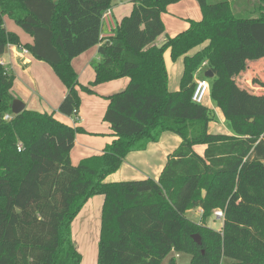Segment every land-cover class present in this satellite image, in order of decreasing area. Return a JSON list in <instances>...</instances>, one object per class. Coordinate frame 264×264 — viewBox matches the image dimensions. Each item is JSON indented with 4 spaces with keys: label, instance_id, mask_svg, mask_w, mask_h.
Returning a JSON list of instances; mask_svg holds the SVG:
<instances>
[{
    "label": "trees",
    "instance_id": "trees-1",
    "mask_svg": "<svg viewBox=\"0 0 264 264\" xmlns=\"http://www.w3.org/2000/svg\"><path fill=\"white\" fill-rule=\"evenodd\" d=\"M115 1L124 0H0V57L13 45L51 66L68 90L61 115L79 122L80 91L94 94L93 87L129 80L107 99L104 120L115 139L102 155L75 166L71 151L85 130L59 121L57 112L13 115L15 75L0 61V264H81L72 225L96 196L105 198L98 264H163L174 252L190 255V264H264V108L238 111L237 81L227 66V56L244 43L241 25L264 50V16L249 20L226 0H196L203 20L158 47L162 15L183 0H132L131 14L103 40V16ZM5 16L34 44L8 32ZM98 45L95 79L81 86L72 62ZM168 50L174 62L185 57L178 92L169 89ZM204 63L214 73L211 99L234 135L211 134L214 112L193 102ZM166 132L182 144L158 180L107 182L130 153ZM196 146L206 147L202 155ZM195 210L203 212L199 223L189 218ZM217 210L225 213L220 232L207 225Z\"/></svg>",
    "mask_w": 264,
    "mask_h": 264
},
{
    "label": "crops",
    "instance_id": "crops-1",
    "mask_svg": "<svg viewBox=\"0 0 264 264\" xmlns=\"http://www.w3.org/2000/svg\"><path fill=\"white\" fill-rule=\"evenodd\" d=\"M218 2L222 0H210ZM233 11L249 20H257L264 16V0H226ZM122 1H117L112 9V24L120 23L129 16L133 10L131 6H125ZM165 25V33L156 41L155 45L162 47L170 38L178 36L186 31L191 21L203 20V12L196 0H183L170 5L167 13L162 15ZM5 28L8 32L16 34L23 45H33L34 39L25 33L14 21L4 17ZM110 25V26H109ZM104 24L101 38L107 40L114 37L115 31L111 30V24ZM241 36L244 39L241 49L227 56V66L231 76L237 81V89L234 91L233 103L240 112H263L264 108V50L251 41L248 25H241ZM100 45L90 49L73 60L72 66L79 76L81 86H88L95 79L92 62L99 58ZM206 46L197 47L187 57L193 58ZM169 89L178 92L185 71V57L176 62L171 59V51L165 53ZM7 70L15 75L12 94L15 99L25 103L27 110L40 113L57 112L61 103L68 94V90L55 71L48 64L38 61L30 53L21 50L17 46H8L5 54L0 57ZM207 63H204L206 65ZM209 70L208 66L203 67ZM202 68V69H203ZM202 70L196 74V80ZM129 84L128 79H120L93 87L94 94L80 91L83 101L79 118L66 117L57 112L56 119L73 128L81 127L85 134L76 137L75 147L71 151V161L77 166L84 159L100 156L107 145L115 139L109 123L104 117L109 105L110 96L124 91ZM209 102L212 103L211 96ZM239 103V106L237 105ZM203 104L215 116L224 118L223 113L214 104ZM215 122L209 124L211 134L232 135L223 124L217 127ZM217 128L220 131H215ZM182 144V139L176 134L166 132L157 143H151L146 150L130 153L119 171L107 178V182H127L144 179L158 180L167 164L170 155L174 154ZM205 146H196L195 151L203 154ZM104 197L96 196L88 201L72 225L73 240L77 250L82 254V264L91 261L97 263L98 245L101 235V218L104 205ZM193 212V211H191ZM189 212V214H191ZM201 210H195V213ZM223 228V227H222ZM222 231V229H221ZM86 257H89L86 261Z\"/></svg>",
    "mask_w": 264,
    "mask_h": 264
},
{
    "label": "rangeland",
    "instance_id": "rangeland-1",
    "mask_svg": "<svg viewBox=\"0 0 264 264\" xmlns=\"http://www.w3.org/2000/svg\"><path fill=\"white\" fill-rule=\"evenodd\" d=\"M122 2L126 4L125 6H131V5H132V0H124V1H122ZM115 3H116V1L114 2V4H115ZM201 10H202V9H201ZM166 13H167V11H166ZM192 63H194V61H193ZM203 67H206V65H203ZM201 70H202V74H201L199 77H202V78H204V79L209 80L210 83L212 84L214 79H209V78H206V77H205V74H206V72H207L208 70H206V69H204V68L201 69ZM201 70H200V71H201ZM209 96H211V94H210ZM209 96H208V98L205 100L204 104H209V103H210V102H209V99H210ZM212 103H213V102H212ZM212 103H210V104H212ZM82 104H83V101H82ZM237 105L239 106V103H238V102H237ZM81 107H82V105H81ZM80 110H81V108H80ZM79 114H80V111H79ZM223 117H224V116H223ZM212 122H215V123H216V125H213V126H212V129H213L214 126L217 127L218 125H221V124L224 123V125L226 126V130H227L229 133H231L232 135L235 134L234 131H233V129H232L231 123H230L229 121H227L225 117L222 119V117H220L219 115H217V116H215V120L212 121ZM214 130H215V131H220L219 129L217 130V128H215ZM202 217H203L202 213H198V212L195 213V211H193V212H191V214H189V218H191V220H193V221H195V222H198V223L201 222ZM223 223H224L223 221L216 219L214 216H213V217H210V218L207 219V225H208V227L211 228V229H213V230H215V231H218V232L221 231V229H222V227H223ZM87 259H89V257H86V261H87ZM172 259H175L176 264H190V262H191V256H190V255L174 252V253H171V254H170V255H169V256L163 261V264H170V261H171ZM82 261H83V260H82ZM81 264H82V263H81ZM85 264H86V262H85ZM88 264H98V260H97V263L91 261V262L88 263Z\"/></svg>",
    "mask_w": 264,
    "mask_h": 264
},
{
    "label": "built area",
    "instance_id": "built-area-1",
    "mask_svg": "<svg viewBox=\"0 0 264 264\" xmlns=\"http://www.w3.org/2000/svg\"><path fill=\"white\" fill-rule=\"evenodd\" d=\"M113 20H112V16H111V10H108L104 16H103V25L104 24H111V30L115 31L117 25L116 24H112ZM110 26V25H109ZM27 52V51H26ZM2 65H4L3 62H1ZM207 65V64H206ZM196 86H195V91L193 94V102L199 105L204 104L205 100L208 98V96L211 94V83L209 80L207 79H199L195 82ZM6 120H10L11 117L10 116H6L5 117ZM21 150V148L19 149V151ZM201 213L202 210H201ZM214 217L218 220H221L224 222L225 220V213L223 210H217L214 213Z\"/></svg>",
    "mask_w": 264,
    "mask_h": 264
},
{
    "label": "water",
    "instance_id": "water-1",
    "mask_svg": "<svg viewBox=\"0 0 264 264\" xmlns=\"http://www.w3.org/2000/svg\"><path fill=\"white\" fill-rule=\"evenodd\" d=\"M206 78L214 79V73L211 70H208L205 74ZM26 105L21 100L15 99L12 103V114L19 115L26 110ZM194 240L201 245V238L198 235L193 236Z\"/></svg>",
    "mask_w": 264,
    "mask_h": 264
}]
</instances>
